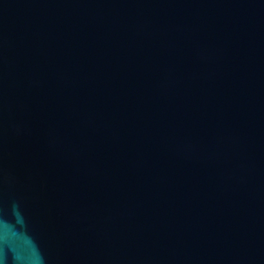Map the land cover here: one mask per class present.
<instances>
[{
    "label": "water",
    "instance_id": "obj_1",
    "mask_svg": "<svg viewBox=\"0 0 264 264\" xmlns=\"http://www.w3.org/2000/svg\"><path fill=\"white\" fill-rule=\"evenodd\" d=\"M0 264H264V0H0Z\"/></svg>",
    "mask_w": 264,
    "mask_h": 264
}]
</instances>
